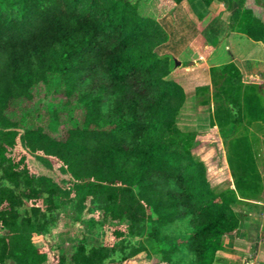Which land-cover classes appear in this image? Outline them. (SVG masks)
<instances>
[{"label":"trees","instance_id":"trees-1","mask_svg":"<svg viewBox=\"0 0 264 264\" xmlns=\"http://www.w3.org/2000/svg\"><path fill=\"white\" fill-rule=\"evenodd\" d=\"M182 1L160 0V10ZM214 1L199 0L205 8ZM245 1L226 0L228 10L238 7L233 30ZM139 5L0 0V264H135L147 252L152 264H182L172 258L177 246L160 237L181 216L192 226L183 240L192 264L226 257L224 237L240 228L244 211L229 204L228 193L218 198L210 190L203 164L190 154V134L176 132L183 93L163 79L170 59L154 50L161 31ZM245 34L264 44L261 20L251 19ZM211 71L217 76L210 126L230 139L226 158L236 191L258 197L263 185L248 138L232 137L239 127L264 124V88L255 79L244 83L234 63ZM159 127L162 133L150 138ZM27 155L57 164L74 194L34 175ZM71 202L75 221L92 210L93 223L111 224L114 242L90 246L82 236L71 251L39 243L60 206ZM128 235L149 249L128 247Z\"/></svg>","mask_w":264,"mask_h":264},{"label":"rangeland","instance_id":"rangeland-1","mask_svg":"<svg viewBox=\"0 0 264 264\" xmlns=\"http://www.w3.org/2000/svg\"><path fill=\"white\" fill-rule=\"evenodd\" d=\"M124 1L134 2L136 0ZM139 2L142 16L153 19L161 31L158 33L157 39H162V41H158L159 43L156 44L154 50L159 57L169 56L170 59L167 73L163 79L176 84L183 93L182 107L174 116L176 132L190 134L188 137V142L191 144L190 154L194 160L203 164L205 168L204 178L210 190L218 198L228 193L231 198V201L228 200L229 204L235 209L242 210L241 212L244 211V214L240 213V222L243 225L240 227H248L252 222L262 221L264 218V180H261L263 188L258 197L252 193L246 195L238 193L226 158L227 151L230 148V139H225L216 126H210L214 108L213 94L216 88L213 81H215L214 78L217 73H212L211 69L214 67L207 68L205 62L209 56L208 54L217 50L221 42L230 36L232 30V27L229 26L230 17L238 7L233 4L231 9L228 10L226 0H216L208 8H205L199 0H183L172 9L161 11L162 4L160 0H139ZM243 5H241L243 17L239 16L235 22V30H238L241 40L248 39L245 30L246 24L251 19L261 20L264 24V4L262 0H246L244 7ZM162 33L165 37L161 36ZM258 44L261 52H264V44ZM219 66L222 65L215 67ZM257 77L244 79V83L249 84L252 82L251 79H255L256 83L264 88V84ZM202 87L207 90L201 91V94H199L198 89ZM103 111H107L106 105H104ZM152 131L154 133L149 136L152 139L157 137V134L162 133L160 127ZM244 131H238L237 129L232 139L239 137L240 133ZM246 131H249V129L247 128ZM260 139L254 138V145L258 144ZM261 140L264 142V137ZM27 161L29 169L34 175L48 176L55 180L65 193L74 194L72 192L73 182L67 175L60 172L57 164L49 161L44 165L37 158L30 155H27ZM39 206L43 209L41 202ZM75 215L73 202L61 205L56 215L58 219L56 225L49 233L37 236V241L39 243L61 245L65 251H71L82 236L86 244L90 246L114 242L110 229H108L111 224L97 223L98 219L95 212L85 210L80 216L81 221H75ZM93 219L96 220L94 221L96 223H93ZM119 224H126V221L122 220ZM191 229L189 218L185 216H181L161 229L160 237L166 243L177 246V251L172 258L180 260L182 264H192L190 254L183 243ZM248 240L251 242L250 238ZM249 241L246 244H249ZM125 242L128 247L144 245L147 250L149 249V243H143L140 236L128 235ZM147 253L139 256L135 264H152L153 256L151 253ZM239 256L241 255L239 254ZM7 264H14V262L9 261ZM214 264H224V262L217 257ZM236 264L258 263L243 261V258H241Z\"/></svg>","mask_w":264,"mask_h":264},{"label":"crops","instance_id":"crops-1","mask_svg":"<svg viewBox=\"0 0 264 264\" xmlns=\"http://www.w3.org/2000/svg\"><path fill=\"white\" fill-rule=\"evenodd\" d=\"M240 36L237 30L232 29L228 39L221 42L217 50L208 54L205 62L207 68L234 63L244 79L258 76L257 78L264 84V52H261L258 43L251 42L246 38L241 40ZM247 128L249 131H246ZM262 128H264L263 123L252 122L249 126L239 127L238 131L245 130L239 133L248 138L256 169L261 180H264V152L262 150L264 142L261 140L264 137V129ZM254 138H261L256 144L257 146L254 145ZM225 237L223 252L226 257H218L224 264H236L241 258L243 261H250V263L264 264V218L257 223L252 222L248 227H240L236 232ZM249 238L251 242L248 240ZM248 241L249 244H246ZM242 251L246 253L244 254ZM248 254L250 255L247 256Z\"/></svg>","mask_w":264,"mask_h":264}]
</instances>
